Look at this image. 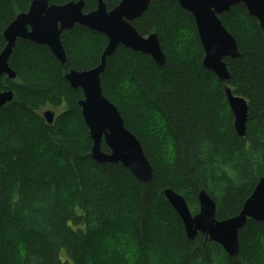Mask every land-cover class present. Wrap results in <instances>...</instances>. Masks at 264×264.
Wrapping results in <instances>:
<instances>
[{
    "label": "trees",
    "instance_id": "1",
    "mask_svg": "<svg viewBox=\"0 0 264 264\" xmlns=\"http://www.w3.org/2000/svg\"><path fill=\"white\" fill-rule=\"evenodd\" d=\"M30 1L0 0V51L3 29ZM103 1L110 10L120 0ZM96 5L85 0L83 10ZM220 19L243 54L224 58L229 80L202 66L194 19L177 0L150 2L132 22L142 35L157 34L163 66L123 46L106 59L102 92L152 165L147 184L120 163L90 158L82 91L64 79L70 68L96 66L107 38L78 24L63 31L64 65L45 45L17 40L9 58L16 78L0 77V89L15 93L0 107V264H264V221L249 219L229 256L200 233L188 239L162 193L181 194L195 214L204 189L215 217L225 219L264 176V31L242 3ZM224 84L247 100L244 138L234 131ZM47 105L59 112L51 125L41 116ZM101 149L108 151L103 142Z\"/></svg>",
    "mask_w": 264,
    "mask_h": 264
},
{
    "label": "water",
    "instance_id": "2",
    "mask_svg": "<svg viewBox=\"0 0 264 264\" xmlns=\"http://www.w3.org/2000/svg\"><path fill=\"white\" fill-rule=\"evenodd\" d=\"M161 0H120L107 10L103 0H96V8L84 12L85 0H70L62 4L48 0H31L25 11L19 12L5 26L2 37L5 44L0 51V77L13 80L16 71L9 65V58L17 40H27L48 47L56 60L64 65L66 52L61 41V33L74 27L85 26L102 33L107 43L100 55L99 63L90 69L70 68L64 79L73 89L80 88L82 98L77 101L81 115L92 142L89 156L98 164L120 163L141 183L147 184L153 178V168L144 154L138 138L125 127L117 108L103 95L101 74L105 70L106 59L119 46L150 55L158 65L163 66L166 56L155 32L140 34L133 26V20L142 16L150 2ZM181 8L192 14L198 39L203 50L201 64L211 70L221 81L229 80L225 57L242 59L237 42L222 24L220 16L232 6L242 3L248 14L254 17L264 31V0H177ZM228 107L233 117V128L237 136H246L248 116L247 100L235 94L224 84ZM15 100V93L9 87L0 89V107ZM44 122L51 125L55 111L41 112ZM104 143L108 151L101 149ZM163 195L180 218L185 235L194 239L199 233L208 240L218 243L229 255L235 256L240 247L239 231L247 221H264V176L255 184L250 195L244 200L239 212L225 219L215 217L214 199L201 189L197 194L198 211L192 214L186 199L171 188Z\"/></svg>",
    "mask_w": 264,
    "mask_h": 264
},
{
    "label": "rangeland",
    "instance_id": "3",
    "mask_svg": "<svg viewBox=\"0 0 264 264\" xmlns=\"http://www.w3.org/2000/svg\"><path fill=\"white\" fill-rule=\"evenodd\" d=\"M45 109H51V110H53V111H55V118L57 117V115L59 114V112L57 111V109L55 108V107H53V106H51V105H47V106H44L43 108H42V110H41V112L43 111V110H45ZM129 242V241H128ZM128 244H131V242H129ZM127 241L125 242V244H124V246H122L121 248H126L127 247ZM133 249V248H132ZM134 250V249H133Z\"/></svg>",
    "mask_w": 264,
    "mask_h": 264
}]
</instances>
